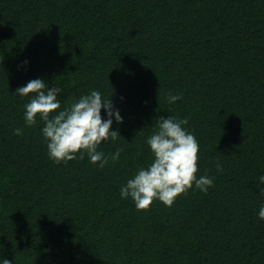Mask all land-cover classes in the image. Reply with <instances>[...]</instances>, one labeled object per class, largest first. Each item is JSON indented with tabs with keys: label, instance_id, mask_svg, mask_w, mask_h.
Here are the masks:
<instances>
[{
	"label": "trees",
	"instance_id": "1",
	"mask_svg": "<svg viewBox=\"0 0 264 264\" xmlns=\"http://www.w3.org/2000/svg\"><path fill=\"white\" fill-rule=\"evenodd\" d=\"M37 78L62 90L51 116L110 97L105 167L49 158L33 94H15ZM160 116L188 119L214 186L137 210L120 189L152 163ZM262 175L264 0H0V264H264Z\"/></svg>",
	"mask_w": 264,
	"mask_h": 264
},
{
	"label": "clouds",
	"instance_id": "2",
	"mask_svg": "<svg viewBox=\"0 0 264 264\" xmlns=\"http://www.w3.org/2000/svg\"><path fill=\"white\" fill-rule=\"evenodd\" d=\"M27 63V62H25ZM62 90L57 87L49 88L42 79H32L25 86L16 89L15 94L26 97L33 94L32 99L25 105V121L28 126L36 124L39 115L44 122L43 136L47 142L49 158L55 163H67L77 159L83 160L85 154L93 164L105 167L109 157L98 151V146L109 140L115 141L120 137L118 131L111 130L113 117L117 123H122L123 117L119 110H114L110 97L104 99L99 91L81 96L69 107L61 108L58 95ZM182 95L167 96L168 103L181 100ZM102 109L107 113V119L102 117ZM188 119L175 116H160L157 128L147 138V144L153 153V161L146 168H140L133 178L129 179L120 189L122 199L131 198L137 210H148L154 200H159L171 207L178 196L187 194L193 187L207 194L214 186V178L207 175L197 177L199 143L194 134L183 126ZM16 135H22V130L15 129ZM122 148H118L110 157L112 161L119 159ZM218 172L223 171L217 160ZM264 184V175L259 177ZM264 193V189L261 190ZM259 219L264 220V206L259 210ZM2 264H12L3 259Z\"/></svg>",
	"mask_w": 264,
	"mask_h": 264
}]
</instances>
